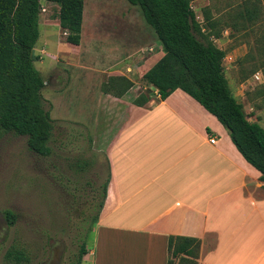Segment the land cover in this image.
I'll use <instances>...</instances> for the list:
<instances>
[{"label": "crops", "instance_id": "obj_1", "mask_svg": "<svg viewBox=\"0 0 264 264\" xmlns=\"http://www.w3.org/2000/svg\"><path fill=\"white\" fill-rule=\"evenodd\" d=\"M249 1L256 0L242 1L223 20L217 19L215 8L202 9L200 17L192 10L204 34L210 32L204 18L214 24L211 33L218 38L211 40L223 51L232 40L226 34L233 18L243 27L262 25L258 52L264 57V0L256 1L258 16L253 20L245 13L253 9ZM133 28L134 24L131 35L124 36L96 28L83 45L80 40L72 63H64L78 72L73 78L79 101L95 99L99 109L93 112L95 139L105 165L103 184L107 182L104 198L101 189L98 221L90 232L94 246L87 247L81 264H168L170 237L198 240L197 264H264L261 174L241 156L223 125L183 91L175 90L161 100L157 90L145 83L154 95L143 93L148 101L134 104L141 94L133 89L134 79L142 80L162 56V48L140 56L136 65ZM123 41L128 44L125 56L119 47ZM238 52L246 55L247 45L225 51L224 74V61ZM52 59L57 62L58 57ZM120 77L132 85L121 97L106 89L111 78ZM229 88L248 120L264 129L259 121L262 112L248 98L255 87ZM68 91L53 100L68 99Z\"/></svg>", "mask_w": 264, "mask_h": 264}, {"label": "rangeland", "instance_id": "obj_2", "mask_svg": "<svg viewBox=\"0 0 264 264\" xmlns=\"http://www.w3.org/2000/svg\"><path fill=\"white\" fill-rule=\"evenodd\" d=\"M83 1L81 45L96 28L100 32H119L124 36L131 35L134 24L135 64L138 65L140 56L152 49L154 52L159 50L160 44L145 24L138 7L125 0ZM242 1L193 0L191 6L199 17L202 9L215 8L217 19L223 20L225 15H232ZM40 5L34 66L45 82L44 109L50 113L53 126L49 143L51 155L40 157L30 152L26 137L0 134V264H17L5 260L4 255L9 249L22 251L28 259L19 264H77L81 244L97 213L101 186L106 179L105 165L95 139L94 113L99 109L95 99L79 101L80 92L75 90L79 86L73 78L78 72L64 64H71L78 50L58 43L64 42V33L57 25L59 7L44 0ZM237 21L233 18L231 24L228 23L226 35L232 40L225 51H239L240 46L246 44L247 54L238 52L232 60L224 61L225 76L230 87H255V92L248 94V98L254 102V108L262 112L259 121L264 123V57L258 52L263 27H243ZM221 27L217 28L221 30ZM223 34L224 31L221 37ZM126 46L124 41L119 43L122 56H125ZM53 56L58 57L57 62ZM134 80L136 95H154L152 88H147L138 76ZM67 89L68 99L53 100L61 98ZM83 164L85 166L80 168ZM5 211L15 215L13 225L6 220ZM92 238L90 233L86 239L89 248L94 246ZM173 264H177V260H173Z\"/></svg>", "mask_w": 264, "mask_h": 264}, {"label": "trees", "instance_id": "obj_3", "mask_svg": "<svg viewBox=\"0 0 264 264\" xmlns=\"http://www.w3.org/2000/svg\"><path fill=\"white\" fill-rule=\"evenodd\" d=\"M41 1L0 0V134L26 137L30 152L48 157L53 126L49 112L44 109V80L34 66ZM44 1L59 7L57 25L64 33L65 44L76 49L81 40L84 1ZM125 1L139 8L162 48V56L144 72L142 80L157 90L161 100L179 89L197 101L223 125L241 156L261 174L264 182V129L248 120L242 105L231 93L222 65L225 51L211 40L218 38L217 33H211L214 24L205 17L210 32L203 33L191 8L192 0ZM256 1H249L253 9L245 11L251 20L258 16ZM108 85L106 89L114 90L119 97L132 86L122 77L111 78ZM147 101L148 97L141 93L134 104L143 106ZM106 187L107 182L101 188L103 198ZM102 206L100 201L81 244L77 264L87 254L86 239L98 221ZM4 214L9 225H13L15 215L10 211ZM199 251L198 240L170 237L168 264H173V260L177 264H197ZM4 258L17 264L28 261L16 249H9Z\"/></svg>", "mask_w": 264, "mask_h": 264}, {"label": "built area", "instance_id": "obj_4", "mask_svg": "<svg viewBox=\"0 0 264 264\" xmlns=\"http://www.w3.org/2000/svg\"><path fill=\"white\" fill-rule=\"evenodd\" d=\"M210 143L211 144H214L215 143V140L214 139H210Z\"/></svg>", "mask_w": 264, "mask_h": 264}]
</instances>
